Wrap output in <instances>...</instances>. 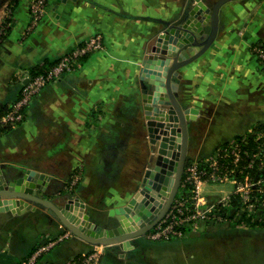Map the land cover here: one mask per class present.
Listing matches in <instances>:
<instances>
[{"label":"crops","instance_id":"0c3cea01","mask_svg":"<svg viewBox=\"0 0 264 264\" xmlns=\"http://www.w3.org/2000/svg\"><path fill=\"white\" fill-rule=\"evenodd\" d=\"M34 1L0 7V115L33 72L50 68L93 36L101 35L104 46L47 85L22 123L0 132V177L10 182L26 170L45 174L51 179L35 191L38 196L61 207L77 200L91 221L110 229L108 222L141 191L143 157L146 173L153 149L158 156L157 144L143 136V63L166 32L165 22L188 14L198 0H48L41 22L31 27ZM199 1L210 6L218 0ZM257 44L264 45V0L228 2L212 45L174 74L181 106L197 112L188 122L187 160L218 155L225 144L251 133L264 139V69L253 54ZM75 176L79 183L72 185ZM200 192L210 205L231 193L209 184ZM69 233L44 206L0 212V264H21ZM219 234L202 231L160 243L146 235L134 239L129 251L92 246L71 234L39 259L84 264L97 253L100 264H222Z\"/></svg>","mask_w":264,"mask_h":264},{"label":"water","instance_id":"95a60500","mask_svg":"<svg viewBox=\"0 0 264 264\" xmlns=\"http://www.w3.org/2000/svg\"><path fill=\"white\" fill-rule=\"evenodd\" d=\"M231 1L234 0H218L210 7L198 0L188 14L165 22L166 32L159 36L152 54L144 61L140 85L151 142L159 141L160 135L170 138L168 154L173 157L176 150L177 157L175 161L158 159L156 167L145 173L142 191L117 216L116 226L107 229L97 225L77 200L61 207L38 196L35 191L42 189L51 178L32 170H26L23 176L10 182L0 177V212L21 213L35 205L44 206L80 240L121 251L131 250L134 239L146 236L157 227L173 208L181 190L187 164L188 122L197 114L196 110L181 106L174 92L173 77L179 68L212 45L218 33L221 8Z\"/></svg>","mask_w":264,"mask_h":264},{"label":"built area","instance_id":"2783aa9c","mask_svg":"<svg viewBox=\"0 0 264 264\" xmlns=\"http://www.w3.org/2000/svg\"><path fill=\"white\" fill-rule=\"evenodd\" d=\"M47 2L48 0H35L32 2L30 6L31 27H36L41 22L46 12ZM103 46V37L101 35L93 36L64 55L53 66L45 69L41 74L29 76L26 79L27 83L23 85L20 97L11 105L8 112L0 116V132L8 127L15 128L22 123L25 119L26 109L47 85L58 81L66 74L75 72L85 58L101 50ZM253 54L261 68L264 69V45H255L253 47ZM241 146V144H237L233 151V155L231 156L232 160H230L232 169H229V171L226 169L229 166H225L226 161L230 157L227 150H223L219 156L215 155L202 162L193 163L189 168L187 166V174H185L186 178L183 182V187L184 184L185 186L188 184L191 185L192 189L179 198L177 197L173 208L166 218L147 234L151 242L160 243L184 239L187 236V229L195 227L206 217L207 213L212 212V208L215 206L210 205L206 197L200 192V186L205 182L223 180L235 185L234 192L229 197L223 198L220 201L219 206L222 208H228L230 210V208L234 207V200H239V203L246 208H248V202L251 201L254 203V197L259 193L256 189L257 183L250 182L243 184L232 177L235 175V168L238 167L242 159ZM244 154L246 153L244 152ZM201 163L204 165V168H201ZM78 180L79 178L75 176L72 185H76ZM252 206L253 204L250 205V207ZM221 216L224 217L223 215ZM69 236H71V233L42 246L21 264H40L39 258L44 252L48 251L57 243L68 239ZM84 264H100L98 254L95 253L90 256Z\"/></svg>","mask_w":264,"mask_h":264},{"label":"rangeland","instance_id":"374dc122","mask_svg":"<svg viewBox=\"0 0 264 264\" xmlns=\"http://www.w3.org/2000/svg\"><path fill=\"white\" fill-rule=\"evenodd\" d=\"M212 6L213 5H210V7ZM146 129H147V124H146ZM144 135L149 136L148 129H147V134L144 132L143 136ZM262 138H263L262 136H258L257 140H260ZM169 141H170V138L160 135L159 141L155 143V145L157 144V150L159 151V155L157 156V159H156L155 151L153 149V158H152L153 161L148 160L149 164H151V167H152L149 169L152 170L153 168L156 167L158 159H160V161H164L165 159L175 161L177 157L176 150H175V155L173 157H170L168 154ZM249 141H250V138L247 136V137L242 138L240 141H235L229 144L228 147L225 149L227 150L228 154H230L228 161L232 160L231 156L233 155V151L235 150L237 144L240 145V142L247 144L249 143ZM143 144H144V153L148 156L149 150H146V142L144 141ZM162 145H165V147H163ZM258 149L260 150V152H263L262 150H264L262 146L259 147ZM222 151L223 149L218 153V156L222 153ZM211 157H208L207 159ZM143 158H144L143 161L145 162V164L143 163V166H141L143 168V172H142V177L140 179L138 191L140 190L142 191L143 189L142 184H143V179L145 177V168L148 165V162L146 161L145 157ZM256 158L257 160L261 159L260 161L261 165L258 169V173H257L255 180L252 181V182L257 183L256 189L259 192L254 197V203H252L251 201L248 202L247 204L248 208H246L242 206V204L239 203V200H234L233 205L235 204L236 206L234 205V207L230 208V210L226 212L227 217H222L221 216L222 214L218 210L220 207L219 204L221 203L220 201L217 202L216 204L212 203L215 206L212 208V212L207 213L206 217L203 220H201L195 227L187 229V232H186L187 236H189L190 233L195 234L197 232L199 233L202 231H204V233L206 232L220 233L221 235L219 234V236L223 237V239H221L223 244L222 243L218 244V241L215 242L212 240V238L211 240H208V243L210 244H213V242L216 243V246H217L216 255L218 257L220 255L222 256V260H223L222 264H264V229H251V227L248 224V219H252L250 221L251 225L257 224L258 226H260V224L264 222V197H263L264 196V161H263L264 156H262L261 154V155H257ZM207 159L187 160L186 168L187 166L189 168L193 163L202 162ZM254 161H255L254 159L249 161L247 165V169L253 168ZM240 162L238 164V167L235 168V174H237L238 172L240 173V166H239ZM148 167H150V165ZM226 169L229 171L230 168H226ZM185 170H186L185 174H187V169ZM184 180H185V175H184ZM204 184H209L211 186H219L223 189L230 190L231 193L228 194L227 196H224L223 198L229 197L234 192V189H235V185H233L231 182H226L223 180L216 181V182H205ZM187 185L188 184H186V186ZM182 187H183V184H182ZM184 188H186L185 184H184ZM186 192H189V191H186ZM124 203L125 201L121 202L120 205H123ZM208 203L210 204L209 201ZM251 204H253L252 207H250ZM243 216H246V219L242 221V219L244 218ZM108 223H109V228H112L118 224L116 218H112L111 221ZM228 236L233 238L234 242L233 240L226 242L224 238Z\"/></svg>","mask_w":264,"mask_h":264},{"label":"trees","instance_id":"16d2710c","mask_svg":"<svg viewBox=\"0 0 264 264\" xmlns=\"http://www.w3.org/2000/svg\"><path fill=\"white\" fill-rule=\"evenodd\" d=\"M8 2H9V4L12 5V9H13L14 7H16L19 4L20 0H0V7H2L5 3H8ZM44 70H45V68L43 70L40 69V70H38L36 72H33L32 73V76L39 75L42 72H44ZM9 109L6 112H8ZM261 131H262V129H261ZM247 136L250 138L249 143H247V144H245V143L241 144L242 145L241 146L242 159H241V162H240V165H239L240 166V173L239 174H235V175L232 176L233 178H236V180H238L239 182H241L243 184H248V183L252 182L253 180H255V178L257 176V173H258V169H259V167L261 165V162H260L261 159L260 160H257L256 156L257 155H261V154H262V156H264V150H262L263 152H260V150L258 149L261 146L264 149V139L257 140L258 138H256L255 136H253L252 133L251 134H248ZM241 139L242 138H237L238 141H240ZM227 147H228V144H225L223 146V150H225ZM244 152L247 153V154H244ZM252 159L255 160L254 161L253 168L247 169V165H248L249 161L252 160ZM225 166L226 167L229 166V168L232 169V165L230 163V160L229 161H226ZM201 168H204V165L202 163H201ZM185 187L186 188H184V187L181 188L180 193L178 194V198L180 196H182L186 191H190L191 188H192L191 185H187ZM218 210H219V212L224 217H227L226 216V212L229 211L228 208L226 209V208L219 207ZM243 217L244 218L242 219V221L244 219H246V216H243ZM251 220L252 219H248V224L251 227V229H264V222L261 223L260 226H258L257 224L256 225H251V222H250ZM39 263L40 264H45L44 262L41 261V259H39Z\"/></svg>","mask_w":264,"mask_h":264}]
</instances>
